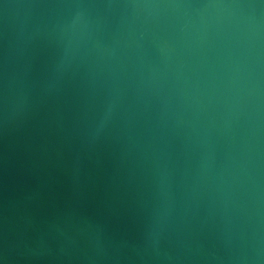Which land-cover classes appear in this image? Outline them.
Returning <instances> with one entry per match:
<instances>
[{
	"label": "water",
	"instance_id": "water-1",
	"mask_svg": "<svg viewBox=\"0 0 264 264\" xmlns=\"http://www.w3.org/2000/svg\"><path fill=\"white\" fill-rule=\"evenodd\" d=\"M0 264H264V0H0Z\"/></svg>",
	"mask_w": 264,
	"mask_h": 264
}]
</instances>
